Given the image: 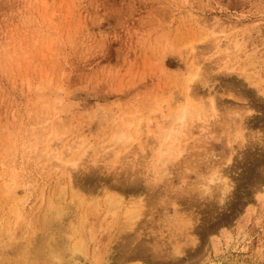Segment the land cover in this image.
Returning <instances> with one entry per match:
<instances>
[{
  "label": "rangeland",
  "instance_id": "1",
  "mask_svg": "<svg viewBox=\"0 0 264 264\" xmlns=\"http://www.w3.org/2000/svg\"><path fill=\"white\" fill-rule=\"evenodd\" d=\"M261 177L264 0H0V264H264ZM109 193L143 197L144 255ZM55 220L84 252L43 244Z\"/></svg>",
  "mask_w": 264,
  "mask_h": 264
},
{
  "label": "bare ground",
  "instance_id": "2",
  "mask_svg": "<svg viewBox=\"0 0 264 264\" xmlns=\"http://www.w3.org/2000/svg\"><path fill=\"white\" fill-rule=\"evenodd\" d=\"M214 42L216 43L215 39H214ZM235 45L237 46L236 51H232L229 48H226V52L232 53V54L236 53L237 50H238V43H235ZM193 53H194V51H193ZM193 55H196V54H193ZM198 59H200V58L198 57L197 60ZM200 62H201V59H200ZM200 62H197V63H200ZM225 69H226V67H224V70ZM199 76H200V65L197 66L196 70H194L193 72H191L189 74L188 85L186 86V93H189L192 90L189 86H191V83L198 81L199 80ZM245 77L250 79L251 75L249 73H246ZM205 84L207 85V82ZM205 98H207L209 100L210 107H212V109H215L216 101H215V98L213 97V95L209 92L205 96ZM186 113H188V109L184 108V110L180 111L178 114L175 115V119H183L184 116L186 115ZM205 116H207V115L205 114ZM205 119L208 120L209 119L208 116ZM206 120L204 122H206ZM123 136L129 137L128 134L125 135V134L122 133V134L119 135V137H121V138ZM167 147H169V146H167ZM231 159H232V156H230L229 161ZM212 177H213V175L209 176L208 177L209 180H211ZM221 180H222L221 181L222 184H221V191L220 192L222 194V198L224 199V197L227 194H229L230 191H231V184H230V182H229L227 177H224ZM257 181H258L259 187L261 186V188L259 189V192L261 191L262 195H261L260 198L258 197L259 201H260L261 211L258 212L257 214H255L254 207H250V213L249 214L250 215H254L258 219H260L263 216V214H264V177H261V178L257 179ZM71 182H72L71 175H70V172H68V178H66L64 185H61L60 188H59L60 193L62 194V196L65 195L67 189L68 190H69V188L72 189ZM149 186L152 188L153 184L149 185ZM131 188L134 189L135 192H138V193L141 192L139 190L138 184L135 183V182L131 183ZM107 196H108L107 197V201H108L107 202V210L109 212L113 213V216H114L113 217L114 218L113 222H118L119 221V223H120L119 228L122 229V230L124 229V231L133 229L136 232L135 236L130 237V238L128 237V238L125 239L126 243H125L124 246H126V244H127V245H129V247H128V249L125 248L123 250L125 252H122V255L125 256V257H128V258H132V260L134 258H137L136 256L139 257L141 255H144L146 253V249H143V250H145V252H141V249H140V248H142V245H144V244H142V245H139L137 243L134 244V241H137L139 243L142 241V240L140 241V237H139L140 232L138 231L137 226H138V223L144 217L143 208H144L145 202L143 201V197L142 196H137V197H134L133 199H130L127 202H125L122 198L118 197V195H114V194L109 193ZM58 200L54 199L52 201V200H50L48 198L46 209L50 213L61 214L63 212L62 211L63 205L61 203H59ZM73 222L71 221L70 224H69L70 225L69 228H71L72 231L76 230V222L75 221H73ZM63 223L66 225V222H63ZM51 224H52V226L48 230V233L45 236L43 235L42 238H41L43 244L52 247V249L55 252H58V253L61 252L62 254L66 253L67 257L69 256V254L67 252V249H69V248H70L69 250H71V252H74V253H79V252H82V251L84 252L85 246H84V240H82V235L79 238V239H81V242H75L78 239L74 240L75 238L73 236L72 231L68 230L64 226V224H61V223L59 224V222H57L56 220L54 222H52ZM189 225L192 226L191 222H190ZM187 227H188V225H187ZM86 231H87V229H85L84 232H86ZM62 233H63V235H67L68 234L67 237L65 236L68 240L65 239V237L62 235ZM234 239L235 238H233L232 235H229L227 237V239H226V244L227 245L233 244ZM194 240L195 239H193V243L195 242ZM71 241H74V242L70 246V244L68 242H71ZM196 250L197 249H195V251ZM259 251L260 250H258V252ZM126 252H127V254H126ZM172 252H173L172 257H173L174 260L177 259V261H179V259L184 258V248L183 247L177 245V246H175L173 248ZM81 255H83V254H81ZM192 261H194V263L196 262V260H192L191 259L190 262H192ZM182 264H185V263H182ZM205 264H261V262L255 263L253 261H245L244 259H239L237 257H232L230 254H222L221 256H218L214 260H209V261L205 262Z\"/></svg>",
  "mask_w": 264,
  "mask_h": 264
}]
</instances>
